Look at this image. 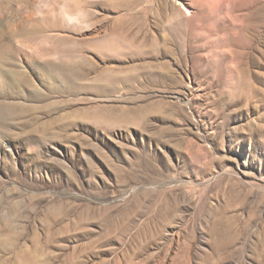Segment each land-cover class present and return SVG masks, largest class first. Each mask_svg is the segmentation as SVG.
<instances>
[{
  "label": "rangeland",
  "instance_id": "374dc122",
  "mask_svg": "<svg viewBox=\"0 0 264 264\" xmlns=\"http://www.w3.org/2000/svg\"><path fill=\"white\" fill-rule=\"evenodd\" d=\"M0 264H264V0H0Z\"/></svg>",
  "mask_w": 264,
  "mask_h": 264
}]
</instances>
